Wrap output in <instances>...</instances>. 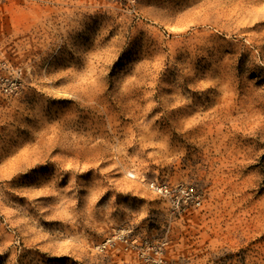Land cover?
<instances>
[{
  "label": "rangeland",
  "instance_id": "rangeland-1",
  "mask_svg": "<svg viewBox=\"0 0 264 264\" xmlns=\"http://www.w3.org/2000/svg\"><path fill=\"white\" fill-rule=\"evenodd\" d=\"M156 251L264 264V0H0V264Z\"/></svg>",
  "mask_w": 264,
  "mask_h": 264
},
{
  "label": "built area",
  "instance_id": "built-area-1",
  "mask_svg": "<svg viewBox=\"0 0 264 264\" xmlns=\"http://www.w3.org/2000/svg\"><path fill=\"white\" fill-rule=\"evenodd\" d=\"M156 189H157V191L159 193L167 192L165 189H163L161 187H158ZM112 244H113L112 240L111 239H107L106 242H105V244L102 247L104 248L105 246H108V245L110 246ZM126 251H129V250L126 249ZM144 260H147V258H145ZM151 264H163V260H162L161 255H160L159 252H157V251L155 252L154 257L151 259Z\"/></svg>",
  "mask_w": 264,
  "mask_h": 264
}]
</instances>
